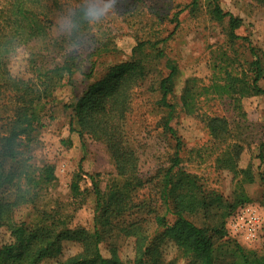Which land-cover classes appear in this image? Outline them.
I'll list each match as a JSON object with an SVG mask.
<instances>
[{"label":"rangeland","instance_id":"obj_1","mask_svg":"<svg viewBox=\"0 0 264 264\" xmlns=\"http://www.w3.org/2000/svg\"><path fill=\"white\" fill-rule=\"evenodd\" d=\"M86 1L90 7L102 8L106 3V0ZM192 1L107 0L108 14L98 20L102 31L112 38L120 52L90 58L98 42L104 40H85L77 47L80 66L72 83L57 88L53 98L40 105L41 121L24 149L29 157L30 170L37 175L52 166L53 180L41 189L35 204L15 211L16 221H25L33 227L42 218L44 222L52 223L55 214L72 229H92L96 214L92 176L102 192L126 182L104 140L71 130V105L85 93L88 85L106 73L109 65L128 60L137 41L148 38L166 39L159 44L166 56L158 69L166 74L164 63L170 59L180 70L171 101L178 104L173 124L183 142L182 166L197 177L206 191L222 196L224 202L226 199L236 202L242 194H247V205L256 207L264 216V183L257 175L261 164L257 155L264 142V94L239 93L255 76L251 47L259 53L264 52V0H217L224 11L241 21V26L235 30L239 37L235 39L230 37L229 17L223 20L212 17L214 0H198L194 10L190 7ZM5 2L0 0V19L4 16ZM178 11L181 12L176 19L174 15ZM93 59H97V63L92 72ZM262 68L264 72V63ZM10 69L16 76L26 78L31 75L26 61V44L12 58ZM193 79L195 81L191 82ZM187 82L199 92L195 100L198 105L191 110L188 108V112L181 107L180 98ZM259 84L264 88V77ZM138 91L127 127L136 149L135 176L142 179L144 185L134 190L133 185L128 188L132 208L105 236L101 251L106 257L114 258L115 253L118 260L133 264L136 249L149 248L150 257L161 252L165 260L177 258V264H186L178 257L175 241L156 222L157 212L163 214L166 211L160 198V186L171 164L175 140L164 131L162 118L165 113L154 104L158 95L147 93L150 99L144 102L148 97L144 87ZM209 116L225 118L227 132L214 135L208 124ZM235 145L242 149L239 168L251 165L255 172L254 181L244 183L242 189L237 187L240 176L220 167L230 164L226 160L236 150ZM142 202L149 205L140 208ZM230 210L227 203L215 201L212 210H201L190 217L199 224L215 226L227 219ZM166 219L172 224L176 216L169 213ZM140 234L145 236L143 244L139 243ZM10 238V231L0 225V245ZM235 239L245 246L247 252L264 255V236L257 243H251L241 235ZM219 243L223 250L230 244L225 239L218 240ZM81 249L77 239L66 238L61 242L60 251L53 252L40 264H57L58 260H64Z\"/></svg>","mask_w":264,"mask_h":264},{"label":"trees","instance_id":"obj_2","mask_svg":"<svg viewBox=\"0 0 264 264\" xmlns=\"http://www.w3.org/2000/svg\"><path fill=\"white\" fill-rule=\"evenodd\" d=\"M197 2L193 0L190 4L192 10L196 9ZM89 8L86 0L5 2L4 16L0 19V225L10 231L11 238L0 245V264H40L53 252L60 251L61 242L66 238L77 239L82 249L64 260H58L57 264H125L118 260L115 253L114 258L103 255L101 243L118 220L132 208L128 197L131 190L128 188L133 185L134 190L144 185L143 180L135 176L136 149L127 127L132 105L138 90L143 87L146 96L147 93L158 95L154 104L165 113L162 118L164 131L175 140L171 164L160 186V198L166 205V211L163 214L157 212L156 222L175 241L178 257L184 259L186 264H264V255L247 252L245 246L236 241L237 235L229 232L227 224L240 207L247 205V194H242L236 202L227 199L224 202L222 196L206 191L197 177L186 172L182 166L183 142L173 124L178 104L171 101L180 70L176 62L170 59L164 63L166 74L158 69L166 56L159 44L166 39L138 40L128 60L109 65L106 73L88 85L85 93L71 105V130L104 140L119 173L126 177L123 185H115L102 192L92 176L96 197L92 229H72L55 214L52 215V223L44 222L42 218L33 227L25 221L15 220V211L22 206L35 204L41 189L53 180L52 166L37 175L30 170L27 163L29 157H26L24 149L41 121L40 105L52 99L57 88L72 83L80 66L77 47L85 40H104L98 42L90 58L120 52L112 38L102 31L99 20L88 15ZM180 12H176L174 18L178 19ZM211 15L217 20L229 17L230 37H239L235 30L241 26L240 19L224 11L217 0L213 2ZM25 44L27 66L31 73L26 78L14 75L10 69L12 58ZM251 50L255 76L239 90L240 95L264 94V88L259 84L264 77V52L259 53L255 47H251ZM91 63L93 72L97 59ZM198 94L194 86L187 82L180 96L181 107L186 108L187 112L188 108L196 107ZM148 99L150 96L144 102ZM208 124L211 132L217 136L228 130L223 117L209 116ZM235 147L236 150L226 160L230 164L220 167L240 176L237 187L242 189L244 183L254 181L255 172L251 165L245 169L239 168L242 149L239 145ZM257 157L261 163L257 175L264 183V142ZM215 201L228 204L231 209L228 221L225 218L215 226H205L191 219V215L201 210L208 212L215 208ZM148 205L142 202L140 208ZM149 210L152 211V207ZM169 213L176 216L172 224L166 219ZM144 239L145 236L140 234L139 243L143 244ZM222 239L230 243L224 250L220 243L217 244ZM148 251L149 248H137L133 264H177V258L165 260L161 252L150 257Z\"/></svg>","mask_w":264,"mask_h":264},{"label":"built area","instance_id":"obj_3","mask_svg":"<svg viewBox=\"0 0 264 264\" xmlns=\"http://www.w3.org/2000/svg\"><path fill=\"white\" fill-rule=\"evenodd\" d=\"M229 232L241 235L251 243H257L264 236V216L253 206L240 207L228 223Z\"/></svg>","mask_w":264,"mask_h":264},{"label":"clouds","instance_id":"obj_4","mask_svg":"<svg viewBox=\"0 0 264 264\" xmlns=\"http://www.w3.org/2000/svg\"><path fill=\"white\" fill-rule=\"evenodd\" d=\"M105 14H108L107 0H106V3L104 4V6L102 8L93 6V7L89 8V10H88V15L90 17H92L93 19H100Z\"/></svg>","mask_w":264,"mask_h":264}]
</instances>
